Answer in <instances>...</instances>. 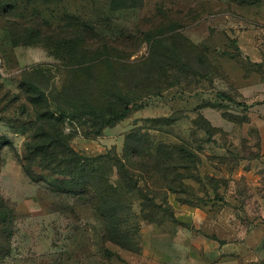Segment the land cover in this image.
Segmentation results:
<instances>
[{
    "label": "rangeland",
    "instance_id": "rangeland-1",
    "mask_svg": "<svg viewBox=\"0 0 264 264\" xmlns=\"http://www.w3.org/2000/svg\"><path fill=\"white\" fill-rule=\"evenodd\" d=\"M143 1L141 9L112 10L107 0H66L61 6L0 0V264H191L192 250L238 244L241 232L260 216L256 190L238 173L240 145L230 141L239 140L238 127L230 135L213 130L210 137L196 127L207 128L201 108L209 103H221L220 113L232 117L244 112L239 87L247 75L261 72L240 49V43L254 42L256 0ZM155 7L178 13L183 35L219 64L220 77L195 79V86L151 98L101 134L84 121L61 120L52 101L62 89L60 64L43 45L29 43L27 28L42 24L43 13L48 19L68 11L87 16L97 34L116 38L134 33ZM146 55L143 45L134 59ZM42 70L50 73L41 76ZM37 88L48 109L31 101L38 98ZM219 92L232 103L218 98ZM39 112L60 119L45 130L57 132L80 156L96 160L109 154L126 163L138 190L119 200V208L130 210L109 217L107 236L106 223L87 197L58 193L26 174L24 167L48 178L40 159L25 161L34 140H51L40 138L46 133ZM111 181L124 186L116 170ZM142 198L156 206L153 213L146 210L149 221L143 208L149 203Z\"/></svg>",
    "mask_w": 264,
    "mask_h": 264
},
{
    "label": "trees",
    "instance_id": "trees-1",
    "mask_svg": "<svg viewBox=\"0 0 264 264\" xmlns=\"http://www.w3.org/2000/svg\"><path fill=\"white\" fill-rule=\"evenodd\" d=\"M34 1L43 6H61L66 0ZM107 1L112 10L141 9L144 3L143 0ZM52 13L54 15L48 19L44 13L39 15L46 20L42 24L38 22L37 28H27V35L31 37L29 43L33 41L43 45L60 64L56 68L62 76V89L52 99L56 114L62 116L61 120L84 121L95 134L118 125L135 108L151 98L162 97L166 92L183 85L195 86V79L208 82L212 77H220L219 64L212 63L206 50L183 35V21L178 13L165 7H155L153 14L143 17L134 33L116 38L97 34L93 22L80 13ZM143 45L147 46V55L134 59ZM254 66L262 71L261 65ZM48 73L49 70L39 71L41 76ZM36 93L38 98H31V101L40 108L48 109L44 95H40L38 88ZM217 97L222 101H233L224 92H219ZM205 108L222 111L224 106L221 103H209L201 109ZM222 116L237 125L245 119L232 117L227 111L222 112ZM202 117L207 128L196 127L208 137L213 130L221 131ZM39 118L44 121L41 129L46 133L40 138L49 137L51 140H34L27 147L25 161L40 159L41 170L48 172V178L53 180L48 182V178H38L24 167L26 174L36 182L49 184L58 193L87 197L92 209L106 223L107 236L109 217L130 210L128 206L119 208V200L138 190L132 188L126 163L109 154L96 160L80 156L67 140H60L57 132L51 134L45 130L51 121L60 122L59 118L56 119L50 112H39ZM52 129L55 130L54 127ZM115 170L124 178L122 188L111 181ZM73 186L77 187L76 190L67 189ZM142 199L149 203L143 206L149 221L150 212L146 210L150 208L153 213L156 206L148 198ZM105 241L117 243L109 237Z\"/></svg>",
    "mask_w": 264,
    "mask_h": 264
},
{
    "label": "crops",
    "instance_id": "crops-1",
    "mask_svg": "<svg viewBox=\"0 0 264 264\" xmlns=\"http://www.w3.org/2000/svg\"><path fill=\"white\" fill-rule=\"evenodd\" d=\"M255 37L253 44L240 43L246 61L250 65H261L262 71L245 77L244 85L239 87V95L245 100L244 122L236 123L225 119L217 109L205 108L201 114L215 127L230 135L234 128L239 129L238 142L241 152L238 173L244 176L248 185L256 190L260 216L252 219L251 229L241 232L238 244H225L222 247H207L191 251V264H264V2L256 0L254 7ZM248 23V21H246ZM254 55L249 54V48ZM245 49H244V48ZM246 106V108H245ZM207 111H210L208 115ZM225 123V124H223ZM224 126V127H223ZM223 127V128H222ZM250 149H254L252 157Z\"/></svg>",
    "mask_w": 264,
    "mask_h": 264
}]
</instances>
